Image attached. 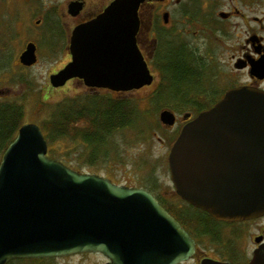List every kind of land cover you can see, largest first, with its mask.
I'll list each match as a JSON object with an SVG mask.
<instances>
[{
	"label": "water",
	"instance_id": "water-1",
	"mask_svg": "<svg viewBox=\"0 0 264 264\" xmlns=\"http://www.w3.org/2000/svg\"><path fill=\"white\" fill-rule=\"evenodd\" d=\"M114 0L103 16L126 17L130 61L120 73L99 71L86 80L118 90L150 84L152 75L135 45L137 5ZM97 18L85 26L99 24ZM88 30V29H87ZM90 31V30H88ZM29 44L20 63L36 61ZM72 61L50 76V85L75 77ZM2 90L0 91V93ZM174 112L159 121L173 125ZM169 150L176 193L218 220L264 214V90L239 87L185 123ZM0 159V264L19 258L62 257L100 252L104 264H177L194 253L195 240L146 188L118 184L104 175L77 171L47 155V139L36 122L18 128ZM201 264H231L202 259ZM245 264H264L255 252Z\"/></svg>",
	"mask_w": 264,
	"mask_h": 264
},
{
	"label": "flooded vegetation",
	"instance_id": "flooded-vegetation-1",
	"mask_svg": "<svg viewBox=\"0 0 264 264\" xmlns=\"http://www.w3.org/2000/svg\"><path fill=\"white\" fill-rule=\"evenodd\" d=\"M112 2L0 0L8 10V21L14 23L9 39L18 48L16 62L29 68L43 57L49 59L53 64L48 73L50 85V76L72 61L73 44L78 74L63 85H51L48 91H72L74 96L65 98L68 104L77 101L89 111H98V105L108 101L130 104L135 95L144 93L150 102L174 112L173 125L161 124L170 136L159 138L170 139L171 145L185 123L222 100L227 90L237 86L264 90V0H141L133 37L152 81L139 88L118 90L87 83L99 71L110 69L121 74L120 70L130 61L125 15L118 9V14L103 16ZM100 17L103 19H99V24L85 26ZM31 43L35 45L36 61L24 65L19 61L20 53ZM13 94L11 88L1 92L0 98ZM149 191L174 218L180 221L178 215L184 219L195 240L194 253L177 264H201L202 259L245 264L255 252L264 254V214L242 220H218L187 203L173 184L171 189H164L155 183ZM188 207L194 212L189 213ZM83 254L96 258V264L108 260L100 252L62 257ZM53 258L57 257L50 259ZM12 261L15 260L5 264Z\"/></svg>",
	"mask_w": 264,
	"mask_h": 264
},
{
	"label": "rangeland",
	"instance_id": "rangeland-1",
	"mask_svg": "<svg viewBox=\"0 0 264 264\" xmlns=\"http://www.w3.org/2000/svg\"><path fill=\"white\" fill-rule=\"evenodd\" d=\"M7 15L8 10L0 3V91L14 90L12 96H1L0 102L13 100L22 103L25 107V120L40 122L49 117L54 109L52 106L58 101L74 95L72 91L64 89L48 91V87L51 88L48 73L53 67L49 59L43 57L38 64L29 68L18 65V48L10 43L8 33L9 24L14 23L8 21ZM140 95L143 96L141 99L138 98ZM144 95L140 93L134 97L138 110L130 118V126L111 131L109 139L95 144L92 153L80 141L70 138H58L53 148L61 158L70 160L84 172L104 175L115 183L136 185L148 190L156 183L159 187L171 189L167 165L171 140L159 139L170 136V133L161 129L162 123L159 121L163 105L150 102ZM187 211L194 212L190 207ZM96 261V258L83 254L40 260L19 258L9 264H96ZM184 264H192V261Z\"/></svg>",
	"mask_w": 264,
	"mask_h": 264
},
{
	"label": "trees",
	"instance_id": "trees-1",
	"mask_svg": "<svg viewBox=\"0 0 264 264\" xmlns=\"http://www.w3.org/2000/svg\"><path fill=\"white\" fill-rule=\"evenodd\" d=\"M10 28L12 25L9 24L8 33ZM129 102L130 104L119 100L118 103L108 101V105L101 103L103 105H98V111L90 110L92 114L88 113L90 111L79 105L77 101H71L68 104L67 100L64 99L53 106L51 105L54 109L49 117L40 122L36 121L42 129L45 139H47V155L62 160L67 166L69 165L77 171H83L73 165L70 160L61 158L53 148V143L58 138L80 139V142L88 149L90 148L92 153V149L95 148L94 145L108 140L111 131L130 126L128 124L130 118L135 112L137 113L138 108L136 102L132 100ZM25 122H27L25 120V107L22 103L13 100L0 102V159L3 150L12 141L18 128ZM169 209L174 213L171 208ZM176 216L183 223L185 229H189L184 219Z\"/></svg>",
	"mask_w": 264,
	"mask_h": 264
}]
</instances>
